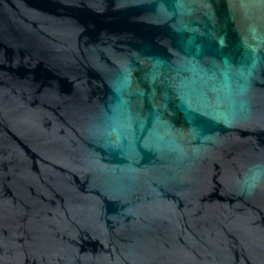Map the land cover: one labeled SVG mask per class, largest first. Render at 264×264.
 <instances>
[{
	"label": "water",
	"instance_id": "1",
	"mask_svg": "<svg viewBox=\"0 0 264 264\" xmlns=\"http://www.w3.org/2000/svg\"><path fill=\"white\" fill-rule=\"evenodd\" d=\"M0 264H264V0H0Z\"/></svg>",
	"mask_w": 264,
	"mask_h": 264
}]
</instances>
